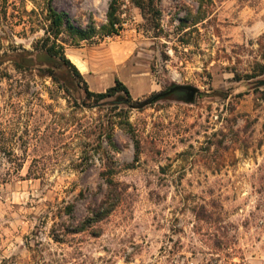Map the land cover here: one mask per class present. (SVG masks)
Masks as SVG:
<instances>
[{
    "label": "rangeland",
    "instance_id": "1",
    "mask_svg": "<svg viewBox=\"0 0 264 264\" xmlns=\"http://www.w3.org/2000/svg\"><path fill=\"white\" fill-rule=\"evenodd\" d=\"M111 1L0 0V264H264V0H144L145 14L121 0L117 35L76 45L64 30L71 63L83 46L90 66H120L129 107L74 103L41 63L15 69L50 6L84 30ZM175 85L194 101L154 100ZM108 179L117 207L79 233Z\"/></svg>",
    "mask_w": 264,
    "mask_h": 264
},
{
    "label": "trees",
    "instance_id": "2",
    "mask_svg": "<svg viewBox=\"0 0 264 264\" xmlns=\"http://www.w3.org/2000/svg\"><path fill=\"white\" fill-rule=\"evenodd\" d=\"M54 1V0H50ZM121 0H112L107 13V23L95 27L91 26L84 30L72 26L66 19L65 14L54 11L51 6L49 7L50 21L48 30L45 32L46 38L41 42V46L38 48L35 60L27 56L26 51H21L16 54L13 59L15 69L18 71L31 70L34 63H41L42 66L38 68V72L50 77L54 82L59 83L61 90L67 94L69 99L74 103H77V98L81 97V91L84 93L86 99H113L115 104L130 106L132 99L127 87L118 79H115L114 85L109 87L104 93H92L88 90L86 82L83 80L82 75L75 67L74 64L66 57L64 48L61 44H58V37L65 30L71 36L72 40L78 42L92 39L96 36L106 37L117 35L121 29V24L116 13L118 11V5ZM134 6L140 9L144 14L146 10L148 13L151 11V3H145L144 0H130ZM152 1V0H148ZM262 51L261 59L263 64L260 65V73L264 75V44L260 46ZM1 62V59H0ZM257 85H264V80H257ZM82 87V89L80 88ZM138 153V146H136V154ZM106 195L104 199L97 205V207L90 210L92 218H88L77 230L85 232L89 228L93 227L96 223L100 222L103 218L109 216L111 212L117 207L119 203V192L116 183L112 179L106 180Z\"/></svg>",
    "mask_w": 264,
    "mask_h": 264
},
{
    "label": "crops",
    "instance_id": "3",
    "mask_svg": "<svg viewBox=\"0 0 264 264\" xmlns=\"http://www.w3.org/2000/svg\"><path fill=\"white\" fill-rule=\"evenodd\" d=\"M85 50L86 48L81 46L78 49L71 51L70 57L72 63L88 83L89 87H91L88 79L89 77L93 78L94 82L98 85H104L108 78L112 79V83L114 82V77L120 78L117 74V70L120 66H100V64H95L96 66H90L83 52Z\"/></svg>",
    "mask_w": 264,
    "mask_h": 264
},
{
    "label": "water",
    "instance_id": "4",
    "mask_svg": "<svg viewBox=\"0 0 264 264\" xmlns=\"http://www.w3.org/2000/svg\"><path fill=\"white\" fill-rule=\"evenodd\" d=\"M178 91H183L186 93V101L188 103H192L194 101L195 95L198 93V89L193 87V86L175 85V86H172L171 88H169V90H167L166 92L155 96L154 100H156L160 97L167 96V95L172 94L174 92H178Z\"/></svg>",
    "mask_w": 264,
    "mask_h": 264
}]
</instances>
